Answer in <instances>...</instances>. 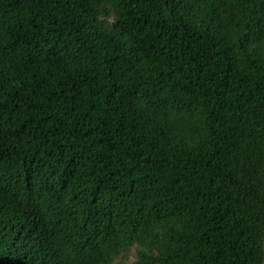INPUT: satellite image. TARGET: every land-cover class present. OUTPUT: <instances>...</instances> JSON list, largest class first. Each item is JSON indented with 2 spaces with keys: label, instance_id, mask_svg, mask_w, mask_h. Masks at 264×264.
Masks as SVG:
<instances>
[{
  "label": "trees",
  "instance_id": "1",
  "mask_svg": "<svg viewBox=\"0 0 264 264\" xmlns=\"http://www.w3.org/2000/svg\"><path fill=\"white\" fill-rule=\"evenodd\" d=\"M263 245L264 0H0V264Z\"/></svg>",
  "mask_w": 264,
  "mask_h": 264
},
{
  "label": "rangeland",
  "instance_id": "2",
  "mask_svg": "<svg viewBox=\"0 0 264 264\" xmlns=\"http://www.w3.org/2000/svg\"><path fill=\"white\" fill-rule=\"evenodd\" d=\"M263 247H264V245H263ZM122 259H125L126 262H131L134 259L133 251L128 253V255L125 258H122ZM115 264H118L117 261L115 262ZM263 264H264V260H263Z\"/></svg>",
  "mask_w": 264,
  "mask_h": 264
}]
</instances>
